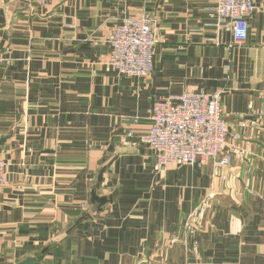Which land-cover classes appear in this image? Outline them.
Instances as JSON below:
<instances>
[{
  "label": "crops",
  "instance_id": "obj_1",
  "mask_svg": "<svg viewBox=\"0 0 264 264\" xmlns=\"http://www.w3.org/2000/svg\"><path fill=\"white\" fill-rule=\"evenodd\" d=\"M253 2L238 45L216 0H0V264H264V0ZM143 13L159 40L153 73L120 74L110 37ZM184 92L222 94L230 165L163 166L126 137L148 130L154 101Z\"/></svg>",
  "mask_w": 264,
  "mask_h": 264
},
{
  "label": "built area",
  "instance_id": "obj_2",
  "mask_svg": "<svg viewBox=\"0 0 264 264\" xmlns=\"http://www.w3.org/2000/svg\"><path fill=\"white\" fill-rule=\"evenodd\" d=\"M255 9L253 0H216L215 12L219 22L233 35L235 44H244L249 36L248 18ZM158 37L150 17H125L116 25L110 37L108 64L114 71L135 77H149L154 70L155 47ZM264 97V89L261 92ZM221 93L184 92L156 100L150 108L148 130L129 129L127 138L134 144L149 145L160 165L181 163L188 166L218 159L220 166L231 163L227 149V124L221 106ZM128 141L124 140L126 144ZM8 179L7 162L0 154V187ZM210 201L188 218L186 231L194 234L198 219L204 215Z\"/></svg>",
  "mask_w": 264,
  "mask_h": 264
},
{
  "label": "water",
  "instance_id": "obj_3",
  "mask_svg": "<svg viewBox=\"0 0 264 264\" xmlns=\"http://www.w3.org/2000/svg\"><path fill=\"white\" fill-rule=\"evenodd\" d=\"M33 261H34L33 259L28 258V259H26L25 261H22V262H20V263H18V264H32Z\"/></svg>",
  "mask_w": 264,
  "mask_h": 264
}]
</instances>
